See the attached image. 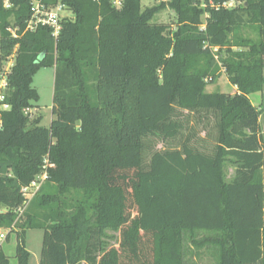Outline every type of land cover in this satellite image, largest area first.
<instances>
[{
  "label": "trees",
  "instance_id": "obj_1",
  "mask_svg": "<svg viewBox=\"0 0 264 264\" xmlns=\"http://www.w3.org/2000/svg\"><path fill=\"white\" fill-rule=\"evenodd\" d=\"M61 2L74 19L54 39L46 27L25 30L31 0L11 10L0 0V58L16 52L0 111V229L20 232L17 263L29 264L26 230L43 228L40 264H186L184 236L195 232L216 234L196 243L216 249L213 264H264V141L250 99L264 90V0H170L144 10L141 0L120 9L111 0ZM166 8L172 32L153 22ZM248 27L257 41L241 35ZM48 67L56 119L45 128L26 110L40 99L34 76ZM221 69L235 94L207 91ZM182 112L215 115L213 149L208 134L194 144L188 133L146 167L145 140H177ZM43 173L25 207L23 189ZM0 264H10L1 248Z\"/></svg>",
  "mask_w": 264,
  "mask_h": 264
},
{
  "label": "rangeland",
  "instance_id": "obj_2",
  "mask_svg": "<svg viewBox=\"0 0 264 264\" xmlns=\"http://www.w3.org/2000/svg\"><path fill=\"white\" fill-rule=\"evenodd\" d=\"M170 0H141L142 9L156 6L162 2H168ZM62 15H68L74 19V15L67 11L62 13ZM13 22V20L11 19ZM153 22L158 24H165L170 28L169 32H172L176 29V18L173 11L169 8L163 10L159 15L155 17ZM241 35L245 38H250L254 41L259 39L258 32L255 28H244L241 31ZM16 58V52L13 56L10 57L8 61H3L0 58V72L6 71L8 68L14 65ZM216 60L219 61V57L216 56ZM221 66V63H220ZM54 83H55V69L54 68H41L37 74L34 76L33 87L37 89L40 99L38 102L34 103V107L27 109L26 113L31 120L36 119L37 117H42L41 126L49 128L53 120L56 119V116L52 112L53 108V98H54ZM207 91L212 92H223L229 94H235L236 88L231 85L228 80L227 75L224 72V69H221L219 76L215 83L209 84L207 86ZM250 99L253 105L260 111V125L262 131V137L264 141V90L260 93L253 94L250 96ZM5 109L1 105L0 100V111ZM179 119L183 121L184 129L182 130V135L173 142H166L160 137H149L145 140L146 148L144 153V165L147 167L150 161V157L155 151H163L169 148H178L180 147L181 142L184 140L188 133H196V137L193 139L192 143H196L195 139H202L205 136L208 138L207 147L213 149L215 141L217 138L216 131V117L214 114L210 113L208 115L202 114H188L187 112H182L181 115H178ZM234 166L228 164L226 167V175L228 180L234 176ZM10 170H4V175H11ZM41 174L35 182H38L37 186L30 185L23 189V196L25 198V207L30 202V200L36 195L45 181L41 180ZM26 189V190H25ZM24 210V209H23ZM19 213V210L17 211ZM20 214V213H19ZM13 229V228H12ZM12 229H1L2 232L9 236V240H4L0 243V248L6 253L10 259V264H18L16 258V249L19 243L18 241V232ZM43 228H31L27 229L24 235V244L29 256V264H40L41 255H42V246H43V237H44ZM110 235H113L114 240L110 241L112 246L118 247V238L119 233L110 232ZM216 234L210 232H195L193 234L185 233L184 236V248H185V263L186 264H213L217 262L218 255L217 251L212 246H203L200 247L196 243L202 242L205 239L215 238Z\"/></svg>",
  "mask_w": 264,
  "mask_h": 264
},
{
  "label": "built area",
  "instance_id": "obj_3",
  "mask_svg": "<svg viewBox=\"0 0 264 264\" xmlns=\"http://www.w3.org/2000/svg\"><path fill=\"white\" fill-rule=\"evenodd\" d=\"M15 0H2L3 7L6 10H11L14 8ZM113 6L116 9H120L123 5L124 0H111ZM234 4L230 3L228 6L232 7ZM31 16L26 22V31L34 32L40 27H46L51 30L52 37L58 39L59 35L63 30V23L66 19H72L68 15H62V13L67 12V8L62 4L61 0H58L56 3H47L45 0H31ZM17 28H9V32L12 34V37L17 38L18 33ZM12 67L8 68L6 71L0 72V100H4V93L8 87V74ZM5 109H8L7 105H3ZM47 179L46 174L44 173L41 176V180L45 181ZM38 182H33L32 186H37ZM40 188H38L39 190ZM26 190V189H25ZM23 209H19L21 214ZM7 236L0 229V243L6 240Z\"/></svg>",
  "mask_w": 264,
  "mask_h": 264
},
{
  "label": "water",
  "instance_id": "obj_4",
  "mask_svg": "<svg viewBox=\"0 0 264 264\" xmlns=\"http://www.w3.org/2000/svg\"><path fill=\"white\" fill-rule=\"evenodd\" d=\"M44 58V55H42L41 57H40V59H43Z\"/></svg>",
  "mask_w": 264,
  "mask_h": 264
},
{
  "label": "crops",
  "instance_id": "obj_5",
  "mask_svg": "<svg viewBox=\"0 0 264 264\" xmlns=\"http://www.w3.org/2000/svg\"><path fill=\"white\" fill-rule=\"evenodd\" d=\"M236 87H234V89H235ZM237 90V89H236ZM237 92V91H236Z\"/></svg>",
  "mask_w": 264,
  "mask_h": 264
}]
</instances>
